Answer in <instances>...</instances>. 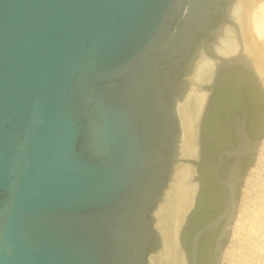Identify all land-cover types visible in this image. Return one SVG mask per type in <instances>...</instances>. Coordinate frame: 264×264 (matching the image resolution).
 <instances>
[{"label": "water", "instance_id": "water-1", "mask_svg": "<svg viewBox=\"0 0 264 264\" xmlns=\"http://www.w3.org/2000/svg\"><path fill=\"white\" fill-rule=\"evenodd\" d=\"M229 1L0 0V264H150L163 243L155 212L177 169L195 163L179 152L178 108L200 69L211 73L208 98L227 68L264 88ZM246 118L245 105L238 143L218 155L224 206L194 233L190 264L223 221L221 264L264 135L251 138Z\"/></svg>", "mask_w": 264, "mask_h": 264}, {"label": "flooded vegetation", "instance_id": "flooded-vegetation-1", "mask_svg": "<svg viewBox=\"0 0 264 264\" xmlns=\"http://www.w3.org/2000/svg\"><path fill=\"white\" fill-rule=\"evenodd\" d=\"M237 7L238 4L233 11V17L238 23ZM223 18L222 12L215 13L209 28L220 25ZM205 30L208 32V29ZM204 37H206L204 33L196 35L198 40ZM231 43L234 44L232 41ZM204 68L198 73L200 87L194 97V103L197 101L200 104L196 112L199 111L200 114L203 108L204 112L196 126L192 128L190 136L189 156L195 163H184L176 182L178 186L181 183L180 188L184 193L178 218L173 225V238L183 264H190V243L194 233L215 218L224 206L226 188L215 176L219 164L218 155L238 143L239 139L235 132L236 117L240 115L245 105L247 106L246 130L251 138H258L256 133L264 129V88H261L254 75L239 67L222 69L208 98L207 90L210 88L211 73L206 68V75L202 77ZM235 75L238 77L228 79ZM259 75L264 74L259 72ZM222 76L224 77L221 79ZM239 77H244L245 81H241ZM251 158L252 156L244 158L243 172ZM231 163L232 160L229 159L221 164L218 170L221 177H226ZM222 224L223 221L213 231L202 234L197 264H214L213 245ZM163 243L161 246L153 244L150 252L159 254Z\"/></svg>", "mask_w": 264, "mask_h": 264}, {"label": "bare ground", "instance_id": "bare-ground-1", "mask_svg": "<svg viewBox=\"0 0 264 264\" xmlns=\"http://www.w3.org/2000/svg\"><path fill=\"white\" fill-rule=\"evenodd\" d=\"M233 2L238 4V23L240 24L243 41L245 42L247 50L250 51L255 61L259 62L263 67L261 70L264 73V0H230L229 4L232 5ZM204 69L205 71L202 73V77L205 76L207 72L206 68ZM192 94L193 91L188 94L187 98L179 103L178 108L183 129V141L180 144L179 152L183 153V155H190L189 149L191 130L194 126H196V123L199 119V112L196 114H191V112L196 111L195 106L193 107V104L191 103L194 98ZM263 144L264 140L262 141L261 145ZM180 169H182V166L177 169L175 177H173L171 184H169L170 187L168 186L166 189L162 203L155 212L157 227L161 232L164 243L162 251L159 250V254L157 253L150 255V264H183L173 238V225L178 218L184 193L183 189L180 188L181 183L179 184V188H174L175 184H173V182L179 177L178 171H180ZM241 203L242 201H240L238 207L239 210L241 208L240 206L244 202L242 204ZM238 216L239 215L236 216L234 222L236 225L238 224ZM225 256L226 253L224 252L221 264L224 263Z\"/></svg>", "mask_w": 264, "mask_h": 264}, {"label": "rangeland", "instance_id": "rangeland-1", "mask_svg": "<svg viewBox=\"0 0 264 264\" xmlns=\"http://www.w3.org/2000/svg\"><path fill=\"white\" fill-rule=\"evenodd\" d=\"M196 90L198 89L195 88L192 94L194 97L197 95ZM194 102L195 98L191 103L196 110L200 104L197 101ZM198 112H191V114ZM263 140L264 135L255 152L254 160L244 173V179L239 190V204L240 201L245 204L241 203L243 206H240V210L237 209L236 214V216L239 215L238 222L245 218L247 220L253 219L254 222L251 220L245 223L242 229L238 230L237 236H233V234L237 231L238 225L236 223L232 225L231 236L224 246L223 254L225 252L226 256L223 264H264V224L260 223L261 215H264V144L261 145ZM179 173L180 171H178V175ZM176 182L177 179L173 182L174 188H179ZM243 215L246 216L243 217Z\"/></svg>", "mask_w": 264, "mask_h": 264}, {"label": "built area", "instance_id": "built-area-1", "mask_svg": "<svg viewBox=\"0 0 264 264\" xmlns=\"http://www.w3.org/2000/svg\"><path fill=\"white\" fill-rule=\"evenodd\" d=\"M246 215H243V217H245ZM243 217H242V219H243ZM248 217V216H247ZM245 220H247L246 218L245 219H243V220H241L240 222H238V226H237V231L235 232V234H233V236L235 235V236H237L238 234H237V232H238V230L239 229H242V227L244 226V224L245 223H248V222H250L251 220H253V219H248L246 222H245ZM234 222H235V220H234ZM253 222H254V220H253ZM260 223L263 225L264 224V215H261V218H260ZM234 224V223H233ZM231 236V235H230ZM222 259H223V257H222ZM221 263H222V261H221Z\"/></svg>", "mask_w": 264, "mask_h": 264}, {"label": "trees", "instance_id": "trees-1", "mask_svg": "<svg viewBox=\"0 0 264 264\" xmlns=\"http://www.w3.org/2000/svg\"><path fill=\"white\" fill-rule=\"evenodd\" d=\"M224 76L221 77V79L223 78ZM231 78V77H230ZM233 78V77H232Z\"/></svg>", "mask_w": 264, "mask_h": 264}]
</instances>
